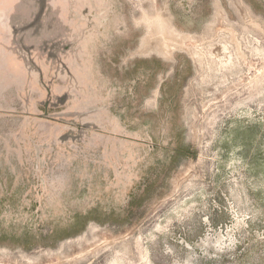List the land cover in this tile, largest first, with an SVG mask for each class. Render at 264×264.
Returning <instances> with one entry per match:
<instances>
[{
  "label": "rangeland",
  "instance_id": "1",
  "mask_svg": "<svg viewBox=\"0 0 264 264\" xmlns=\"http://www.w3.org/2000/svg\"><path fill=\"white\" fill-rule=\"evenodd\" d=\"M0 264H264V0H0Z\"/></svg>",
  "mask_w": 264,
  "mask_h": 264
},
{
  "label": "bare ground",
  "instance_id": "2",
  "mask_svg": "<svg viewBox=\"0 0 264 264\" xmlns=\"http://www.w3.org/2000/svg\"><path fill=\"white\" fill-rule=\"evenodd\" d=\"M158 18V17H157ZM154 19H155V17H154ZM136 21V20H135ZM138 23V22H137ZM148 42H149V40H148ZM168 49V48H167Z\"/></svg>",
  "mask_w": 264,
  "mask_h": 264
}]
</instances>
